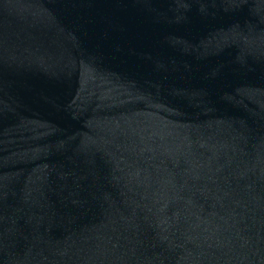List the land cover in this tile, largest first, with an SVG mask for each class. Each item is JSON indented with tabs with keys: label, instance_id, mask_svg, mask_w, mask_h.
I'll use <instances>...</instances> for the list:
<instances>
[{
	"label": "water",
	"instance_id": "1",
	"mask_svg": "<svg viewBox=\"0 0 264 264\" xmlns=\"http://www.w3.org/2000/svg\"><path fill=\"white\" fill-rule=\"evenodd\" d=\"M0 264H264V0H0Z\"/></svg>",
	"mask_w": 264,
	"mask_h": 264
}]
</instances>
